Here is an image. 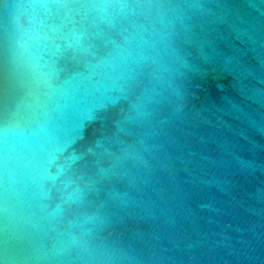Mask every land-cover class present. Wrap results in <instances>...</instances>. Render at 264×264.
Masks as SVG:
<instances>
[{"label": "water", "instance_id": "water-1", "mask_svg": "<svg viewBox=\"0 0 264 264\" xmlns=\"http://www.w3.org/2000/svg\"><path fill=\"white\" fill-rule=\"evenodd\" d=\"M0 264H264V0H0Z\"/></svg>", "mask_w": 264, "mask_h": 264}]
</instances>
